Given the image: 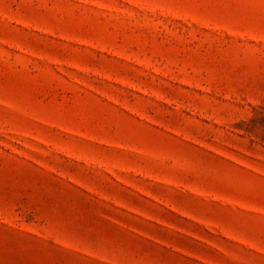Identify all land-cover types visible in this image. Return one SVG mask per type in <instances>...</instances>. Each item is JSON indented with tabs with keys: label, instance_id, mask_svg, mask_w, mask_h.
I'll list each match as a JSON object with an SVG mask.
<instances>
[{
	"label": "rangeland",
	"instance_id": "obj_1",
	"mask_svg": "<svg viewBox=\"0 0 264 264\" xmlns=\"http://www.w3.org/2000/svg\"><path fill=\"white\" fill-rule=\"evenodd\" d=\"M0 264H264V0H0Z\"/></svg>",
	"mask_w": 264,
	"mask_h": 264
}]
</instances>
